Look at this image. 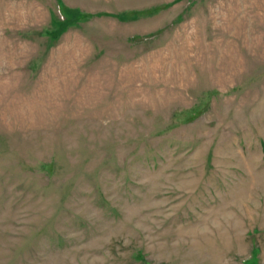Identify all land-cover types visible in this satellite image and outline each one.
<instances>
[{"label": "rangeland", "instance_id": "obj_1", "mask_svg": "<svg viewBox=\"0 0 264 264\" xmlns=\"http://www.w3.org/2000/svg\"><path fill=\"white\" fill-rule=\"evenodd\" d=\"M0 264H264V0H0Z\"/></svg>", "mask_w": 264, "mask_h": 264}]
</instances>
